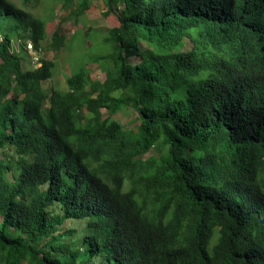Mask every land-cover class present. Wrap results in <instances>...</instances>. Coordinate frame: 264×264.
I'll use <instances>...</instances> for the list:
<instances>
[{"label":"trees","instance_id":"1","mask_svg":"<svg viewBox=\"0 0 264 264\" xmlns=\"http://www.w3.org/2000/svg\"><path fill=\"white\" fill-rule=\"evenodd\" d=\"M118 1L104 81L46 93L54 63L20 57L46 22L0 0V264H264V0Z\"/></svg>","mask_w":264,"mask_h":264},{"label":"rangeland","instance_id":"2","mask_svg":"<svg viewBox=\"0 0 264 264\" xmlns=\"http://www.w3.org/2000/svg\"><path fill=\"white\" fill-rule=\"evenodd\" d=\"M10 1L19 7L25 8L30 14L42 18L46 22V43L41 46L36 54L33 53V50L30 51L29 46L20 54L21 60L24 63L26 62L27 67L30 69L37 67L38 61L42 59L50 60L54 63L53 76L45 83L44 90L46 93L52 91L53 88L65 92L67 89L66 79L73 76L83 66L87 68L92 80L98 82L104 81L105 76L103 72L91 58L102 54H96L99 49L98 43L107 35L108 30L118 27L116 14L120 15L123 8L118 0L115 3V9H113L114 13L108 14L109 16L106 15L109 8L108 5L103 0H97L92 1L90 8L84 15L77 18L68 17L69 8L62 7L61 3L56 0ZM88 29L91 32L89 35H87ZM54 33L57 34V37L63 38L62 46L57 49L50 48ZM19 46H21V42L12 41L14 52L18 51ZM79 110L81 113L85 112L82 107H79ZM102 115L104 118L107 117V111L102 110ZM112 120L120 126L121 132H135L139 125L137 114L130 108L113 115ZM152 155H156L155 149H151L147 154L142 156L141 160L144 161ZM70 225V222L65 223L62 227L63 230L70 228ZM76 228H79L78 224ZM60 232L62 230L55 235L57 238H59ZM87 234L89 233L86 229L83 231L78 230L75 238L78 239L80 236ZM95 234L102 248L111 244L112 236L109 230L97 229L95 230ZM66 240L69 242L71 237L68 236Z\"/></svg>","mask_w":264,"mask_h":264},{"label":"built area","instance_id":"3","mask_svg":"<svg viewBox=\"0 0 264 264\" xmlns=\"http://www.w3.org/2000/svg\"><path fill=\"white\" fill-rule=\"evenodd\" d=\"M29 48H30V51L32 50V47L31 46H29Z\"/></svg>","mask_w":264,"mask_h":264}]
</instances>
